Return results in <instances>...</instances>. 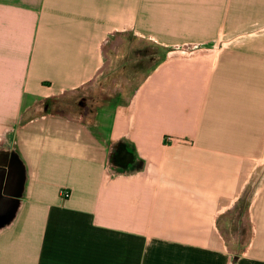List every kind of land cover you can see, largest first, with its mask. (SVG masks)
Segmentation results:
<instances>
[{
    "label": "crops",
    "instance_id": "1",
    "mask_svg": "<svg viewBox=\"0 0 264 264\" xmlns=\"http://www.w3.org/2000/svg\"><path fill=\"white\" fill-rule=\"evenodd\" d=\"M0 156V264H264V0H0Z\"/></svg>",
    "mask_w": 264,
    "mask_h": 264
},
{
    "label": "rangeland",
    "instance_id": "2",
    "mask_svg": "<svg viewBox=\"0 0 264 264\" xmlns=\"http://www.w3.org/2000/svg\"><path fill=\"white\" fill-rule=\"evenodd\" d=\"M238 40L239 39L235 37L233 42ZM138 49H140V47L135 46V42L130 45L129 40H125L123 43L118 44L117 50L106 49L105 60H107V62L105 64V70L99 73L94 80L74 90L64 92L60 96L53 97L49 101L37 106V108L41 111H60L70 115H77V117H84L90 113L92 114L95 108L103 102L109 99L111 100L115 95L120 94V92L130 93L132 84L129 82V74L133 69L132 65L136 64L134 67L139 68L140 65H142L141 63L139 64V62L134 63L137 61H133L136 60V55L143 54V52H135ZM156 57L157 53L153 51L152 57L150 56L149 58L154 60ZM4 159L6 161H11L8 157H2V161H4ZM251 191L246 193L243 202L249 198ZM243 226V223H240V230H246Z\"/></svg>",
    "mask_w": 264,
    "mask_h": 264
},
{
    "label": "built area",
    "instance_id": "3",
    "mask_svg": "<svg viewBox=\"0 0 264 264\" xmlns=\"http://www.w3.org/2000/svg\"><path fill=\"white\" fill-rule=\"evenodd\" d=\"M172 139H173V138H172L171 136H167V137H166V140H167V141H170V140H172Z\"/></svg>",
    "mask_w": 264,
    "mask_h": 264
}]
</instances>
